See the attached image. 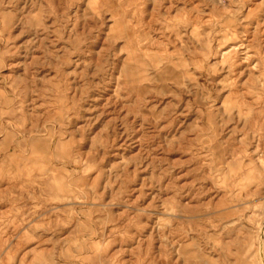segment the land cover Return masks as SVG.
I'll return each mask as SVG.
<instances>
[{"label": "rangeland", "instance_id": "rangeland-1", "mask_svg": "<svg viewBox=\"0 0 264 264\" xmlns=\"http://www.w3.org/2000/svg\"><path fill=\"white\" fill-rule=\"evenodd\" d=\"M0 264H264V0H0Z\"/></svg>", "mask_w": 264, "mask_h": 264}]
</instances>
